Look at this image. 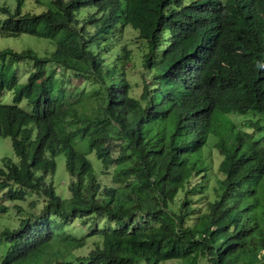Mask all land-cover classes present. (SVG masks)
Instances as JSON below:
<instances>
[{"label": "trees", "instance_id": "trees-1", "mask_svg": "<svg viewBox=\"0 0 264 264\" xmlns=\"http://www.w3.org/2000/svg\"><path fill=\"white\" fill-rule=\"evenodd\" d=\"M22 1L0 6V36L48 47L0 49V94L12 93L0 103V137L17 158H1L0 191L43 200L0 230V264H264V0H49L38 13L21 12ZM127 27L142 66L137 98ZM23 61L31 69L19 83ZM248 113L249 127L229 118ZM59 153L67 199L47 180ZM96 219L105 224L83 237L63 230Z\"/></svg>", "mask_w": 264, "mask_h": 264}, {"label": "rangeland", "instance_id": "rangeland-1", "mask_svg": "<svg viewBox=\"0 0 264 264\" xmlns=\"http://www.w3.org/2000/svg\"><path fill=\"white\" fill-rule=\"evenodd\" d=\"M49 0H41V4L37 5L32 0H23L20 5L21 12H32V13H38L42 10L44 4H48ZM5 6L8 8V10H13L16 7V0H0V6ZM49 6V4H48ZM5 17V14L0 11V20ZM124 38L127 42V45L129 48H131L132 55L131 60L127 62L125 65L126 67V75L128 81L131 83V89H130V95L132 97L137 98L139 96V93L141 91V85H142V77H141V61H140V53L137 52V38L136 33L129 27H127L124 31ZM48 47V42L46 39L43 38H35L28 35H20L16 38L11 37H2L0 36V49L2 48H11L14 50H21L24 48H31L33 50L42 51L44 48ZM14 68L16 71L17 79L19 83H23L25 81V78L27 76V72L31 69V63L30 62H17L14 63ZM69 83L73 87H78L82 79L77 78L69 74ZM12 93L10 91H5L2 94H0V103L10 105L11 102ZM20 105L28 110V107L23 103L20 102ZM232 115V114H231ZM253 117L256 118V114L251 115V113L245 114L244 116L241 115H232L229 116L231 120H233L237 127L240 126V121H243L244 124H246L249 127V118ZM243 126L244 130H247L248 127ZM212 145L210 135L208 136V140L206 144L203 146V149H206ZM72 146L79 152L84 153L85 158L89 161L94 173L96 174L99 182L101 185H109L110 180L108 176H105L104 174H100V170L102 169V166L100 162L96 159L93 152H87L86 151V144L85 141L82 139L75 138L72 142ZM209 150V149H208ZM211 155H212V166L213 169H215L218 156L214 149H211ZM8 157L12 162H16L17 158L15 157L11 144L10 139L8 137H0V165H1V158ZM54 172L51 176L47 178L49 182H51L54 193L61 199H67L69 197V191H68V174L64 168V155L63 153H59L54 157ZM199 183V179L193 178L191 180L190 185H184V188L182 191L178 193V198H182V193L186 188H191L192 184ZM213 177H210L208 181L206 182V186L208 190H210V186L213 185ZM5 190L0 191V230L4 228H15L20 219L24 218L30 214H37L39 212V209L42 207V197L38 196L34 193L25 195L22 200H16L11 199L8 200L4 195L3 192ZM193 205L195 201H193ZM33 203V205H32ZM89 224H91L89 221H86L83 226H80L77 222H71L67 226L63 227V230L66 232L74 234L75 237H83L81 236L83 233H89L93 227L94 224H98L97 226L102 227L105 222H103V219H96L92 222L93 225L89 227ZM87 244L79 249L73 250V253L75 252H81L85 251ZM5 247L3 245H0V256L3 255ZM87 250V249H86ZM176 260H163L158 262V264H179L175 263Z\"/></svg>", "mask_w": 264, "mask_h": 264}]
</instances>
